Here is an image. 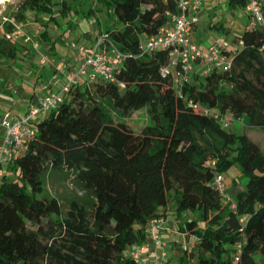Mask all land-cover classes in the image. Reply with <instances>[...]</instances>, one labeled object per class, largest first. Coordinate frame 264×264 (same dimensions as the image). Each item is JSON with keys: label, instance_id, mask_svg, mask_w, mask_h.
Wrapping results in <instances>:
<instances>
[{"label": "trees", "instance_id": "1", "mask_svg": "<svg viewBox=\"0 0 264 264\" xmlns=\"http://www.w3.org/2000/svg\"><path fill=\"white\" fill-rule=\"evenodd\" d=\"M101 1L110 18L99 35L126 56L115 73L123 87L96 82L92 91L80 84L34 122V135L0 178V264H140L127 247L147 241L150 220H167L171 198L176 220L185 217L179 232L198 240L197 264H264V150L189 105L264 128V25L240 36L231 71L192 77L179 96L171 77L161 75L168 52L141 50L177 14L176 0ZM249 1L225 0L229 10ZM53 5L63 15L71 10L68 0H19L11 17L21 23L32 11L42 21ZM11 29L8 23L0 38V60L16 61L30 49L6 39ZM100 99L124 115L145 108L152 124L135 134L109 117ZM233 165L247 182L237 189L233 181L226 203L210 183ZM48 172L71 176L86 202L73 201L63 212L46 195ZM192 258L186 253L182 264Z\"/></svg>", "mask_w": 264, "mask_h": 264}, {"label": "rangeland", "instance_id": "2", "mask_svg": "<svg viewBox=\"0 0 264 264\" xmlns=\"http://www.w3.org/2000/svg\"><path fill=\"white\" fill-rule=\"evenodd\" d=\"M18 1L5 0L0 3V38L5 33V27L9 23L4 19L12 18L11 12ZM68 1L71 3V10L66 15L60 12V7L57 5L52 6L51 12L39 15L42 21H37L34 12L28 11L27 19L21 22L22 30L40 42L39 49L37 52L19 51L17 55L19 59L16 61L13 59L0 60V105L7 112L14 113L17 111L18 113V104L28 100L34 91L41 89L42 84L48 86L50 91H61L68 78L72 76L74 66L72 64L77 62L80 54L85 55L84 49L89 50L94 39L99 36V26L105 24L110 18L106 3L101 0ZM90 10L93 11V14L89 15ZM233 14V17L228 14L227 22H225L227 28L231 27L233 20L236 22V29L229 33L230 41L240 38L246 30L245 14L242 15L240 9L235 10ZM201 21L205 28L204 39L206 42H211L220 37L221 33L217 28L223 22L220 16L202 17ZM45 32L49 38L47 40L41 38L43 37L42 33ZM222 32L226 36L227 33ZM42 59L47 61L41 63ZM239 70L237 68L235 74H238ZM200 76L199 72L192 73L193 78ZM245 76L248 79L254 78L251 72H245ZM54 83L57 86H52ZM94 88V84L90 85L92 91ZM69 97L68 93L64 95V98ZM99 102L109 117L115 122L125 123L135 134H138L146 125L152 124L153 120L145 108L124 115L113 106L110 100L100 99ZM3 112L0 110V117L3 116ZM19 115L22 116L23 114L20 112ZM225 116L228 121L230 120L228 131L247 134L252 142L264 150L263 127L249 125L247 117L238 119L230 113H226ZM222 176L226 196H229L233 189V181L237 183V189L243 188L247 182L237 165L231 166L222 173ZM45 181L46 195L55 197L60 202L63 212L70 209L73 201L81 204L86 202L85 193L76 186L71 176H67L63 172H48ZM222 201L231 203L230 198H225ZM175 207L176 202L171 198L167 211V229L166 231L163 229L160 235V241L164 245L160 252L165 253L167 264H182V259L186 253L193 254L192 260L186 264H197V257L200 253L197 248L198 240L193 236L179 232V222L184 221L185 217L176 220ZM192 216L191 213H187V218ZM139 262L145 264L142 260Z\"/></svg>", "mask_w": 264, "mask_h": 264}, {"label": "built area", "instance_id": "3", "mask_svg": "<svg viewBox=\"0 0 264 264\" xmlns=\"http://www.w3.org/2000/svg\"><path fill=\"white\" fill-rule=\"evenodd\" d=\"M176 6L177 14L169 15L167 23L155 35L145 40L141 50L143 54L158 50L168 52L169 62L161 69V75L171 77L176 93L181 96L183 87L191 82L196 66L200 67L201 76L212 71H231L233 58L243 46V42L240 38L230 41L225 37H219L205 45L196 43L192 39V34L194 26L199 21L198 13L203 6V0H176ZM244 14L246 29L252 30L264 25L263 5L260 1L250 0L244 8ZM4 20L12 25V29L5 34L6 39L22 41L37 52L40 42L25 33L21 23H17L13 18ZM125 57L113 44L106 42L105 35H99L83 55L77 70L68 78L61 91L37 94L17 120H13L11 113L5 111L0 117V127L4 129L0 141V178L4 174V167L23 151L24 141L34 135V122L55 110L71 89L83 83L90 87L96 82H109L123 87V84L116 80L115 73L123 64ZM46 61L42 59L41 63ZM189 105L198 112L213 117L222 128L230 127V120L228 121L225 115L193 101H190ZM210 187L217 191L223 200L229 198L225 194L222 174L215 175ZM245 220L244 216L240 218L241 222ZM166 224L167 221L163 219L150 220L146 229L148 243L128 246L127 255L137 262L142 260L145 264H167L165 253L160 252L164 247L160 235L162 230L167 228ZM235 261H238L237 256Z\"/></svg>", "mask_w": 264, "mask_h": 264}, {"label": "crops", "instance_id": "4", "mask_svg": "<svg viewBox=\"0 0 264 264\" xmlns=\"http://www.w3.org/2000/svg\"><path fill=\"white\" fill-rule=\"evenodd\" d=\"M262 5L264 6V1L262 0L261 1ZM239 10V9H237ZM235 10H229L227 8V5H226V2L225 0H203V6L201 8V10L199 11L198 13V18H199V21L198 23L194 26V29H193V34H192V39L193 41H195L196 43L200 44V45H205V44H208L210 42H206L204 37H205V28H204V24H202L203 22L201 21V18L202 17H210V18H213L214 16L218 15L220 16L221 18V21L222 24H220V37H225L227 39H229V33L231 31H233L234 29H236V22L233 20L232 22V25L231 27L227 28V26H225V22H227V17H228V14L231 15V17L234 16L233 12ZM240 12L242 15H244V9H240ZM244 18V17H243ZM228 30V31H227ZM222 31H224V33L226 32V36H224L222 33ZM216 39V38H215ZM214 41V40H213ZM211 41V42H213ZM19 43H21L22 45H24L25 43H23L22 41H17ZM31 52H35L31 49H29ZM86 53L88 50L84 49ZM81 57H83V55L80 54V58H78L77 62L73 63L72 65L73 66V73L77 70V67L79 65V62L81 61ZM200 70V67L199 66H196L195 68V71L196 72H199ZM56 83L52 84V86H55ZM57 86V85H56ZM48 86L42 84L41 85V89L40 90H36L34 91V93L28 98V100H24L22 101V104H18L19 106L17 107L18 109V113L17 111H15L14 113L11 112V118L13 120H17L19 119L21 116L19 115L20 112L21 114H23L25 111H26V108H27V104L29 102L32 101V99L37 95V94H47V93H50V92H54L53 90H48L47 88ZM10 102H13V101H10ZM16 104V103H15ZM0 110L3 112V111H6L2 105H0ZM4 113V112H3ZM10 113V112H9ZM3 134H4V129L0 127V141L2 140V137H3ZM6 168L7 167H4V174H5V171H6ZM229 197V196H228ZM230 198V197H229ZM231 201V200H230ZM226 202V201H225ZM167 229V228H166ZM165 229V231H166ZM145 243H148V237H147V241L142 243V244H145Z\"/></svg>", "mask_w": 264, "mask_h": 264}, {"label": "bare ground", "instance_id": "5", "mask_svg": "<svg viewBox=\"0 0 264 264\" xmlns=\"http://www.w3.org/2000/svg\"><path fill=\"white\" fill-rule=\"evenodd\" d=\"M3 1H5V0H0V3L3 2Z\"/></svg>", "mask_w": 264, "mask_h": 264}]
</instances>
